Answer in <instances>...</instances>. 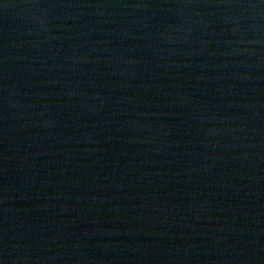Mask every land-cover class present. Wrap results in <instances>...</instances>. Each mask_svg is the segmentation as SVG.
<instances>
[{
	"label": "water",
	"instance_id": "95a60500",
	"mask_svg": "<svg viewBox=\"0 0 264 264\" xmlns=\"http://www.w3.org/2000/svg\"><path fill=\"white\" fill-rule=\"evenodd\" d=\"M0 264H264V0H0Z\"/></svg>",
	"mask_w": 264,
	"mask_h": 264
}]
</instances>
